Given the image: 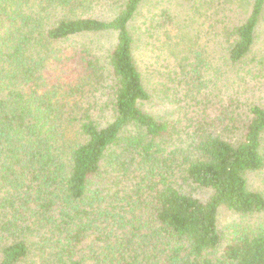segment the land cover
<instances>
[{
	"label": "trees",
	"instance_id": "16d2710c",
	"mask_svg": "<svg viewBox=\"0 0 264 264\" xmlns=\"http://www.w3.org/2000/svg\"><path fill=\"white\" fill-rule=\"evenodd\" d=\"M117 1L105 18L111 0H0V264H264V104L237 86L264 87V0H180L217 38L215 101L190 71L140 66L146 0ZM156 17V48L199 65L195 35ZM168 95L206 115L184 133L147 111ZM221 208L240 220L223 245Z\"/></svg>",
	"mask_w": 264,
	"mask_h": 264
},
{
	"label": "rangeland",
	"instance_id": "374dc122",
	"mask_svg": "<svg viewBox=\"0 0 264 264\" xmlns=\"http://www.w3.org/2000/svg\"><path fill=\"white\" fill-rule=\"evenodd\" d=\"M111 1L112 2H108L106 4H104L105 2H101L102 6L96 7L98 9V13L103 11V17L105 18H111L118 11L119 2L117 0ZM217 2L218 1L209 0V3ZM139 11L140 13L137 14V17L134 19L130 28L135 37L137 38L139 36L142 41L141 47H139V51L137 52L140 66L143 68V65H145L153 71L169 65L163 69L166 70L168 68L164 74L167 75L169 72L174 73L172 74V78L177 76V79H185L181 74L186 75L187 72L190 71L192 72V77H198L200 81L205 84L203 85V88L201 87V92L204 94L205 98L210 101H215L214 97L217 95L219 90L216 86L227 85L228 83L226 80H222L223 78L221 75L217 77L215 76V78L212 76L213 69L216 68L217 63V61L212 59L215 57L214 53H217L218 51L217 38L214 39L210 33H207L208 27L203 26L202 28H199L197 24L189 20V15H195L192 14L190 5L180 0H146L141 5ZM157 14L161 18H164L162 15L170 16L171 19L173 18V24L170 22L167 23L169 29L171 25H175L180 27V33L195 35L196 41L192 48H195L198 52L204 51L202 56L203 59H201L199 65L196 66L197 62H195L194 56L189 50L188 45H184L181 49V53L176 57L169 55L167 50L164 51L156 48L157 43L163 41L162 30H156L155 28L156 25L163 23L159 17H156ZM173 16L175 18L177 17V19ZM152 18H155V20L152 21ZM198 24L200 25L201 21ZM203 25L207 26V24ZM109 41H114V36H109ZM161 47L164 49L166 46ZM183 49H185V51H183ZM193 50L194 49H192V51ZM181 66L184 67V70L180 68ZM219 67L222 69L221 73L228 71V69L223 67L221 64H219ZM165 75L163 76L165 77ZM211 79L213 80L209 81ZM155 80L161 81L160 78H156ZM151 82L153 83V81ZM237 86L241 92L239 99L244 105L253 103L264 104V87L257 88L254 91H245V89L239 86V84H237ZM168 87L174 88L179 92H188L189 89V85H187V83L177 84L173 81H169ZM167 98L168 100L164 103L161 102L162 104L158 101H153V105L147 106L146 109L150 113L168 111L167 117H171L173 120H179L181 122V128L183 125L186 127L184 133L191 130L190 126L187 127L189 122H193V119L197 121L201 115H206L207 111L202 109V106L195 109L188 107L183 110L181 108V104L179 105L171 95H168ZM198 109H200V111ZM193 115L197 116L193 118ZM184 133L182 134L181 139L184 137ZM250 179L253 187L259 190H264V178L253 175ZM183 189L185 193H188L198 199L204 200L209 196L208 191L199 189L189 182L184 184ZM262 218H264V215ZM238 223H240V220L231 212L223 208L219 210L218 225L221 233L224 235L222 245L229 239Z\"/></svg>",
	"mask_w": 264,
	"mask_h": 264
}]
</instances>
